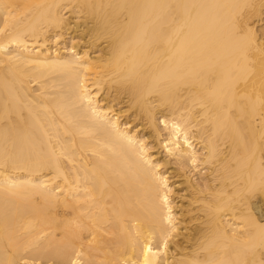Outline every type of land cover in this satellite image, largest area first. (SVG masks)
I'll return each instance as SVG.
<instances>
[{"label":"bare ground","instance_id":"bare-ground-1","mask_svg":"<svg viewBox=\"0 0 264 264\" xmlns=\"http://www.w3.org/2000/svg\"><path fill=\"white\" fill-rule=\"evenodd\" d=\"M0 264H264V0H0Z\"/></svg>","mask_w":264,"mask_h":264}]
</instances>
